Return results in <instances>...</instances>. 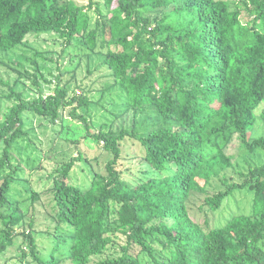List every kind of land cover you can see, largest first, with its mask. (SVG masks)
<instances>
[{
  "label": "trees",
  "instance_id": "obj_1",
  "mask_svg": "<svg viewBox=\"0 0 264 264\" xmlns=\"http://www.w3.org/2000/svg\"><path fill=\"white\" fill-rule=\"evenodd\" d=\"M238 1L232 7L226 0H103L104 13L95 0L87 6L0 0V53L45 33L56 34L66 47L78 41L87 49L55 77L57 85L46 97L25 100L0 79L6 97L15 101L0 119V252L20 236L22 264H61L65 258L92 264L102 257L93 264H264V164L238 172V182L221 176L232 167L224 149L234 134L247 151H264V136L250 141L256 120L264 123V0ZM92 10L98 15L93 27ZM150 12L157 16L151 19ZM95 55L102 59L95 69L105 66L110 72L100 99L107 94L114 121L131 114L130 128L93 133L87 122L91 101L70 88L82 57ZM23 73L29 76L28 69ZM69 73L68 81L60 80ZM145 108L156 119L140 130L136 115ZM66 109L77 122L70 127L60 118ZM25 114L50 124L61 120L66 142L101 145V153L112 155L103 173L91 168L88 187L68 182L75 162L88 161L79 149L48 176L54 223L46 233L53 242L48 259L31 231L15 229L24 215L10 198L22 172L13 149L27 136ZM126 138L139 142L141 155L129 159L139 161L142 177L122 179L117 169L126 160L121 151ZM242 191L251 193L248 212L211 224L210 217L222 215ZM192 194L202 197L199 221L190 214ZM30 198L37 201L39 194L33 191ZM117 233L124 237L120 245ZM67 244L64 256L61 247ZM112 245L117 252L108 255Z\"/></svg>",
  "mask_w": 264,
  "mask_h": 264
},
{
  "label": "rangeland",
  "instance_id": "obj_2",
  "mask_svg": "<svg viewBox=\"0 0 264 264\" xmlns=\"http://www.w3.org/2000/svg\"><path fill=\"white\" fill-rule=\"evenodd\" d=\"M66 1V0H60ZM78 5L87 6L88 0H68ZM232 7H234L238 0H226ZM101 6L102 12L105 13L103 0H95ZM157 12L148 13L153 19ZM92 20V27L98 15L94 10L90 11ZM248 17H244V19ZM78 52L85 54L87 49L83 45L75 41L71 47H66L65 44L57 38L54 33H45L39 36L28 37L23 47L18 48L9 53H0V79L3 82H8L14 86L17 92L23 93L25 100L37 99L40 96L46 97L53 93L57 80L55 77L60 72L70 70L73 64H76L74 57ZM105 52V50H104ZM102 61L101 57L95 55L90 58L87 56L82 57L81 63L77 69L73 82H70L71 90L75 95L84 94L88 100L91 101V109L87 117V122L92 125V132L97 133L100 130H113L119 131L122 128H130L132 115L129 114L124 121H114L113 117L109 114L111 106L106 102L107 94L100 99V92L107 84L110 72L103 66L101 69H95ZM37 64V69L32 64ZM71 65V66H70ZM73 65V66H74ZM29 70V76L25 75L23 71ZM91 73H88V72ZM36 72L35 78L30 77L32 73ZM71 76V73L66 74L60 79L65 82ZM36 82V83H35ZM9 94L8 88L0 84V119L6 114L8 109L15 103L13 99L6 96ZM72 94V93H71ZM264 106V105H263ZM69 109L60 112V118L68 121L67 126L75 125L76 121H70ZM78 113H82L81 110ZM259 113V110L256 111ZM24 127L27 131V136L19 140L14 145V156L22 161L20 165L21 173L19 172V180L15 182V186L10 192L11 200L18 206L24 215L21 223L15 227L17 232H32V235L37 242V247L41 250V256L48 259L51 247L53 246L52 238H48V230H53L54 223H52L49 211L50 205L48 198V189L51 187L52 182L48 179L51 172L58 168L64 162H68L72 158H76L77 150L83 152L87 156L88 161L75 162L68 182L74 186L88 187L90 183L91 174L96 169L99 172L104 171L105 162L112 157L107 152H100L101 145L96 146L93 143L81 142L78 147L76 145L66 142L60 137L63 131L61 120L57 123L50 124L47 119L38 118L33 115L25 114L23 116ZM153 111L150 108H145L141 113L136 115L138 128L150 127V121L155 120ZM141 133V132H139ZM261 136H264V123L258 118L250 131V141H253ZM122 160L118 164V171L121 172L122 179H133L142 177V168L138 160L130 161L129 158L141 155V148L139 142L135 139L126 138L121 143ZM224 152L231 158L230 169L223 172L221 176H225L230 180L238 182L240 175L238 172H247L250 168L264 164V151L257 150L251 153L246 150L245 146L239 141V138L234 134ZM98 156V161L94 157ZM139 158V157H138ZM92 160V161H91ZM89 161L91 164H89ZM17 165L18 163H14ZM93 170H92V169ZM221 176L212 180V184L217 185ZM210 192L214 191L212 187L208 189ZM39 194V199L34 201L30 196L32 192ZM197 194H192L189 199L190 214L199 221L197 218L198 206L200 200ZM251 205V193L242 191L235 193L233 198L230 199L227 205L223 208V214H215L210 217L211 224H222L224 217L231 213H247ZM1 229V224H0ZM117 245L124 242V237L117 233L115 235ZM23 239L18 236L14 238L11 245L6 246L0 252V264H22L21 250H24ZM117 245H112L107 248L108 255H114L117 252ZM23 247V248H22ZM63 253L67 256L69 253V244L61 247L60 254ZM58 260L59 256H55ZM102 258H93V262L102 260ZM61 264H71L69 258L62 259ZM25 264V263H24Z\"/></svg>",
  "mask_w": 264,
  "mask_h": 264
}]
</instances>
